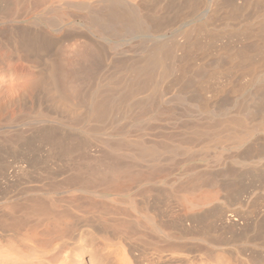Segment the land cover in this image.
Returning <instances> with one entry per match:
<instances>
[{
    "label": "bare ground",
    "instance_id": "6f19581e",
    "mask_svg": "<svg viewBox=\"0 0 264 264\" xmlns=\"http://www.w3.org/2000/svg\"><path fill=\"white\" fill-rule=\"evenodd\" d=\"M10 1H12L11 5L7 3L8 5L2 6L0 4V71H4L7 64H10L12 69H18L19 72L27 71V73L23 74L26 76L24 77L20 72V77L24 79L20 85L18 84L17 93L13 87L6 91L0 89V98L2 100L4 97L14 98L17 94L16 101L21 102L26 92L33 89L38 92V95L40 93L45 96L48 103L46 104L50 107L42 108L41 102L36 111H32L35 114L34 119L48 120L52 123L48 131L45 130L44 135H46L47 141L46 138H43L49 145V147L46 146L50 149L46 150L49 157L45 160L60 158V156L64 159L66 156L65 159L70 162H66V167L62 166L63 170L62 168L59 170L60 166L56 167L59 168L58 170L49 166L54 170H51L50 173L49 168H46L45 165L28 162L25 167H18L17 171L13 170L14 172L10 173L17 185H21L22 182L23 184L36 183L37 179L34 176L38 171H40L38 176L43 173H46L45 177L51 175L49 178L52 183L50 182L47 189H44L43 186L34 189L30 187L29 191L21 193V196L24 197L9 203L7 212H5L6 210L0 212V264H81L83 261L80 263L78 259L72 257L73 251L78 252L79 255L81 249L87 250V253H96V255L105 251L95 258L99 260V264H264L263 256H258L259 252L260 254H264V252L254 249L261 247L262 243L253 247L247 246L249 242L251 243L250 238L254 234L257 233L258 236V233L264 232V216L250 220L251 218L246 217L244 212H212L213 215L210 216L215 217L221 238L217 237L219 231L217 236H215L216 234L214 237L209 235L210 231L208 230L212 228L211 224L214 221L206 216L211 212H198L191 217H187L188 215L182 212V214L173 216V212H157V207L155 208L157 204L149 206L150 204H146L147 202L140 204L143 201L138 200L140 202L138 208L134 206L138 212H135L138 214L135 217L136 220L134 216V220L116 218L120 212H122L121 216L124 215L123 212H127L125 217L132 214L119 206L117 197L131 194V192L137 191L142 184L150 183L160 178L159 176L163 177L165 175L163 163H175L174 160H177L175 159L177 156H185L183 162L196 160V155L188 154L192 144L201 143L200 141L205 139H208L210 143L213 141V144L219 139L220 142L223 138L226 140L225 135L219 137L218 132L213 133L214 129L219 128L220 125L219 123H217L219 124L216 125L217 127L211 125L215 120L211 124L209 123V126L207 123L208 129L200 127L201 124L192 126V123L189 125L190 133L189 135L185 134L186 137L181 135L182 137L180 136L178 139L176 138L178 136L169 134V136L165 135L162 140H157L160 133H157L159 131L155 132L158 128L156 124L161 117L169 114V110L160 108L156 100L159 95L157 85L160 83L158 82L159 84L156 85L157 81L155 80L163 81V78L165 76L167 78V74L171 73L169 70L171 67L167 66L169 69L166 67L168 55L164 46L158 45L151 48L150 52L146 51L143 57L137 54L138 50H132V56L126 58L123 50L118 56L120 58L113 62L107 59L108 57L105 58L103 52L105 47L101 46L102 43L99 45L88 37L97 34L101 37L114 38L117 45L122 47L127 37L138 40L147 32V19L144 17L140 19L133 10L134 7L130 8L117 2H108L105 5L102 4V6L104 5L101 6L102 8L88 11L87 7L82 4L65 0V6L88 12L82 19V24L76 23L73 27H69L72 32H69V29H66L68 32L63 31L73 37L75 48L70 50L72 53L70 52L68 60L65 59L67 62L60 60V57L58 60L54 57L45 60L46 62L40 66H34L31 60L39 58L41 52H44L54 41L50 40L51 34L46 32L39 22L30 25H23L22 22L33 12L42 13L46 4L51 0ZM69 16L63 15L65 22H69L68 20L71 19ZM56 21L58 22V20ZM82 38L85 40L76 42L77 39L81 40ZM57 44L56 42L53 45ZM138 47L139 43H136L134 49ZM55 53L57 52L55 51ZM96 60L99 62L97 65L103 67L102 70L99 68L100 70L97 71L98 68H94L98 63ZM26 63L29 64L26 65ZM80 118L84 122L86 130H80L81 132L73 136L71 133L70 135L66 133V136L62 130V121L75 120L76 123H79L80 120L77 121V119ZM233 118L235 117H231L232 120L230 119L231 121L228 122L240 129L246 127L243 119ZM144 119L151 121V124L145 123L146 125L143 127ZM228 122L224 124L227 125V129ZM64 123L66 124V122ZM235 127L230 126L229 128L234 130ZM74 128L76 127L74 126ZM220 128L216 131L219 130V134L222 135V129L225 127ZM144 130L150 132L148 136L151 139L144 138ZM208 130H211V133ZM224 131L227 132L225 129ZM239 131L233 136L230 134L235 143L238 141V144L245 138L244 130H242V134H239ZM228 133L227 139L230 140ZM231 133L233 132L231 131ZM245 134L247 133L245 132ZM21 139L23 141L24 138ZM72 141H75L77 145L72 146ZM233 143L234 141L231 144L233 145ZM198 151L205 154V150H201V148ZM179 163H182L181 160ZM170 164H167L168 167L172 165ZM3 165H1L2 168ZM27 169H32V174L36 172L34 176ZM5 173L7 172L5 171ZM198 175L189 176L185 185L183 182L181 183L184 187L179 184V189H177L180 191L182 188L183 190L187 188L184 191L186 192L196 187L199 190V186L203 187V177L205 176ZM201 178L202 180H200ZM46 179L48 180V178ZM198 182L203 183L198 186ZM231 189L233 188L231 187ZM234 189L236 190V188ZM153 192L155 193V191ZM193 194L190 193V195ZM201 196L199 194V197ZM110 197L114 198L110 199ZM209 199L210 197L208 199L201 197L202 202L200 203L207 202L206 200ZM166 205H168L167 202ZM207 220H211L210 228L205 224H208ZM142 225H145V231L149 230V232H142ZM207 228L209 229L207 230ZM214 228L215 231L216 228ZM249 232L253 233L251 237L248 236ZM214 233L212 231L210 234ZM253 237L256 238V236ZM110 248H115V250H110ZM74 256L77 257V255ZM91 259V264H93L96 260ZM194 259L198 263H193Z\"/></svg>",
    "mask_w": 264,
    "mask_h": 264
},
{
    "label": "rangeland",
    "instance_id": "374dc122",
    "mask_svg": "<svg viewBox=\"0 0 264 264\" xmlns=\"http://www.w3.org/2000/svg\"><path fill=\"white\" fill-rule=\"evenodd\" d=\"M64 1L65 0H51L46 4V8L42 13L33 12L22 22L23 25L39 22L43 26V29L51 34L52 37H50V40L54 41L53 44L56 42L60 44L59 47L58 44L53 45L51 43L47 49L44 50L45 53L42 51L39 58L31 60L33 63H30L34 66H40L48 59H53L54 57V59L57 60L60 57V60L67 62L66 60H68L71 55L70 52L72 53L70 50H73V47L75 48V45H73L75 41H72L73 37L69 36L66 32H72L69 27H73L76 23L82 24V19L86 17V10H97L108 2H117L130 8L134 7L133 10H135L136 15L140 19L143 17L147 19V32L141 36L140 39L137 40L127 37L124 40L125 44L120 47L117 45L116 39L114 38L101 37L97 34L87 36L96 41V43H99V45L102 43L101 46L105 47L103 48L105 50H103L106 56L105 58L108 57L107 59L113 62L120 58L118 56H120V52L123 50L126 58L131 57L134 50H138L137 54L143 57L146 51L147 53L148 50L150 52L151 48L153 49V47L158 45L164 46L166 54L168 55L166 62L169 63L167 64L165 62L166 67H171L170 69L167 67L171 73L167 74V78L166 76L164 77L166 80L164 78L163 81L160 79L155 80L157 81L155 82L156 85L158 82L160 83V85H157V92L159 95H157L158 97L156 96V100L160 108H165V110L167 108L169 110H167L169 114L167 113V116L161 117L157 122L158 124H156L158 128H156L155 132L159 131L157 133H160L158 134L159 139L157 140H162L165 135L169 136V134L175 135V137L178 136L176 137L178 139L181 135L186 137V135L190 133L189 125L192 123V126L194 124L195 126L201 124L202 126L200 127L208 129L207 126H209V123L211 124L214 122V120L216 123L214 122L211 125L215 127L220 124L218 126L219 128L221 126V128L225 127L224 129L227 130L226 132L222 129V135L219 134V130L216 131L219 128H215L214 132L212 130L213 133L218 132L217 135L219 137L225 135L224 137L228 140L227 133L229 129H231L230 133H228V136H230L229 139L233 134H238L239 130V134H242V130H244L243 136L246 138L242 136L244 140H242L243 142H239L240 144H238V141L236 144L235 140L231 138L234 141L233 145L231 144L233 142L231 139L232 142L230 140H228V142L223 140L224 138L221 139V142L220 139L215 141V144H213V141V143H210L208 139H205L207 141L203 140L204 142L200 141L202 145L198 142L192 144L188 154H193V156L196 155V160L183 162L182 160L185 156H177L175 158L177 160L174 161L178 163L175 165V163L171 162L172 165L174 164L173 167L170 162L163 163L165 168L164 173L167 176H159L160 178L150 183L142 184L138 189H141V191L137 190L131 192V194L117 197V200H122L117 202L119 206L130 211L132 214L125 217V213L127 214V212H123V216H121L122 212H120V215H117L116 218L119 219L121 217V219L124 218L125 220H134V218L138 216V203L142 201L143 202L140 204H145L146 202V204H150L149 206L157 204L155 205V208L157 207L158 210L157 212H173V216L182 214V212L187 214V217H191L198 212H211L210 214L208 213L209 216L208 214L207 216L205 215L209 219L212 218V212H244L246 217L249 219L251 218L250 220H256L264 216V0H88V2H86L87 0H66L86 6V10L71 9L64 5ZM10 2L12 1L1 0L0 4L2 6L11 5ZM102 4L104 5L102 6ZM61 12H64L67 16L70 15L69 17L71 19L68 20L69 22H65V19H63V15L65 14ZM56 20H58V22ZM66 29L69 30L67 31ZM64 30L66 31L65 33H63ZM82 39H77L78 41L76 39L73 40H76L78 43L85 40ZM67 41H71L70 44ZM136 43H139V47L134 49ZM55 51L57 53H55ZM67 54L69 55L67 56ZM96 62L98 61L96 60ZM27 64L29 63H26V65ZM97 64H99V62L96 63V65ZM9 65L7 64L4 71H0V89L6 91L13 87L15 93H17L19 90H17V86L18 84L20 85L24 79L20 76L22 74V76L26 77L27 71H20V74V72L17 71L18 69L14 70L11 68V65ZM94 68H98L97 71L103 69L101 65H97ZM109 69L112 68L109 67ZM32 78L35 79V77ZM35 91L36 90L33 89L32 91H28V93L26 92L24 99H22L24 102H20L19 100L16 101L18 99L17 94H15L16 96H14V98L4 97L3 100L0 98V169L2 170H0V212L4 210L7 212V208L10 206L9 203L17 198L24 197L21 195L24 191H29L30 187L34 189L37 187L42 188L43 186L44 189H47L46 187L52 183L49 178L51 175L45 177L46 173H43L41 176H38V172L40 171H38L37 174H35L36 172L32 174L33 170L27 169L31 172L32 176L35 174L34 177H36L35 179H37V182L33 184H23L22 182L21 185H17L16 180L12 178V174H10L13 170L17 171L18 167H25L26 163L30 162V164L41 163L42 166L45 165L46 168H49L48 171L50 173L54 167L60 166V169L58 168L59 170H61L62 166L66 167V162L69 161L65 159L67 158L66 156H64V159L60 156V158L56 157L50 160L48 158V160H45L49 157L48 154H46L49 145L46 142L47 137L44 134L48 131L49 126L51 127L52 123L48 120L34 119V112L41 102L42 108L45 106L50 107V105H47L48 103L46 102L45 96H42L40 93L38 95V92ZM15 97H17V99ZM11 99L12 101H10ZM231 117L243 119L244 123H246L244 126H246L247 129H245L246 127L240 129L232 125L231 122H228ZM77 121L80 124L76 123L75 120L62 121V130L66 136V133L69 135L71 133L73 136L82 130H86V126L84 127L85 124L82 122L81 118L77 119ZM147 121L149 120H143V127L147 123L151 124V121ZM64 122H66L67 126ZM227 122L228 129L226 128L227 125H224ZM68 124L71 127H68ZM74 126L76 128H74ZM230 126L235 127V129L229 128ZM40 127H43L44 130ZM82 127L85 129H82ZM208 131L211 133V130ZM231 131L233 133H231ZM247 131L250 133L248 134ZM245 132L247 134H245ZM144 133L145 139H151L150 136H148L150 132L144 130L143 134ZM230 134H232V136ZM21 138H24L26 141L24 139L22 141ZM43 138H46V141ZM114 138L116 139L117 137ZM74 142L75 141L71 142L72 146L75 144L77 145V143ZM46 145H48V147ZM200 148L201 150H205V154H203L204 152L202 151H198ZM198 153L200 154L199 156ZM180 160L182 163H179ZM46 161L48 162L46 163ZM46 164L48 165L46 166ZM167 164L171 166L168 167ZM1 165H3V168ZM49 166L53 167V169ZM4 169H6L5 171L7 173H5ZM167 172L168 174H166ZM193 174H200V177L202 174L205 176L203 177L204 183H199L202 178L198 182V186L203 183V187L201 188V186H199V190H197L196 187L195 189L194 187L193 189L189 188L190 190L186 192L184 191L187 188H184L185 190L182 188V190L179 191L178 189L181 183L183 182L185 185L189 180L188 177L193 176ZM206 176L208 177L206 178ZM241 176L242 178H240ZM46 178H48V180ZM184 185H181V187H184ZM229 186L230 188H228ZM231 187L233 189H231ZM234 188H236V190ZM191 190H193L195 194H193ZM153 191H155V193ZM229 191L233 193L231 194ZM190 193L193 195H190ZM199 194L200 196L203 195L201 196L203 198L208 199V197H210V201L206 200L207 202L204 201L200 203L202 201L200 200L201 197H199ZM176 196L178 198L177 200ZM193 197L195 199L198 198L196 199L197 202ZM111 198L114 197H110V199ZM125 200L130 204L124 202ZM158 201L160 203L162 201V205ZM166 202L169 206L166 205ZM136 203L137 205H134ZM134 206H137V208ZM132 209L135 211L133 212ZM214 218L213 216L212 221H214L215 225L212 223V228H210L211 220H207L208 224H205L207 227L209 226L210 230H208L209 228H207V230L210 231V233H212V231L213 233L215 232L213 235L209 233L211 237H214L215 234V236H217L218 231L217 237H220V230H218ZM187 224L189 225V222H187ZM142 227L141 230L144 232L145 225H142ZM213 227L216 228H214L215 231ZM147 231L149 232V230ZM261 232L262 235L258 233V236L260 235L259 237L257 233L253 235V233L249 232L248 236L251 237L253 235L256 236V238L252 236L250 238L251 243L249 242L247 246L253 247L256 246V244L261 245L262 243L261 247L254 249H259V251L264 252V232ZM111 249L115 250V248H110V250ZM87 252V250L81 249L78 255V252L73 251L72 257L73 259H78L80 263L83 261L81 264H91V258L96 260L93 264H99V260L95 258H98L97 256L105 251L99 252V255H96V253H92V255L90 252ZM258 254L259 257L263 256L262 258H264L263 253L260 254L259 252ZM74 255H77V257ZM73 259L72 261H74ZM193 263H198V261L194 259Z\"/></svg>",
    "mask_w": 264,
    "mask_h": 264
}]
</instances>
